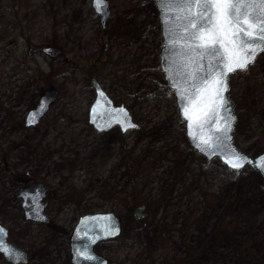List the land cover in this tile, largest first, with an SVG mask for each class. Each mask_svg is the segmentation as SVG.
<instances>
[{"label":"rangeland","instance_id":"374dc122","mask_svg":"<svg viewBox=\"0 0 264 264\" xmlns=\"http://www.w3.org/2000/svg\"><path fill=\"white\" fill-rule=\"evenodd\" d=\"M108 1L102 27L92 0H0V225L29 253L18 264H72L78 218L98 212L121 218V235L96 248L120 264H264L263 177L190 144L160 65L154 0ZM46 45L60 54H43ZM92 77L138 129L90 125ZM230 86L235 144L255 157L264 151V53ZM56 89L48 113L26 127L27 112ZM27 180L47 188L50 223L26 219L18 194Z\"/></svg>","mask_w":264,"mask_h":264},{"label":"water","instance_id":"95a60500","mask_svg":"<svg viewBox=\"0 0 264 264\" xmlns=\"http://www.w3.org/2000/svg\"><path fill=\"white\" fill-rule=\"evenodd\" d=\"M154 4L158 10V21L160 23V31L162 37V48L160 51V64L164 72L166 83L174 91L176 105L179 110V115L186 125V136L192 147L207 160L219 158L223 164L234 171H241L246 166L256 169L264 178V171H261L257 166L261 163V157H264V152L253 157L244 152L235 144L234 131L236 128L238 116L236 111L235 101L229 96L231 75L239 71L237 70L227 74L226 91L223 92V97L226 99V108L218 109L217 113L213 115L211 122L204 123L206 119L203 112L206 111V105L211 98V93H205L202 98L196 100L195 103L189 101L195 99L196 88L192 85L204 86V80L210 81V71L216 72L218 69H209L208 60H200L196 57V53L192 51L187 45L195 44L196 41L187 39L188 32L195 30L188 29L185 32L183 25L188 23L185 19H176L177 16H187L186 12H181L174 6L171 9L166 8L160 0H154ZM92 5L99 17L100 23L103 27L106 26L110 16L111 7L110 2L106 0L104 6L97 10L95 0H92ZM174 35L169 37V30ZM180 36L186 39H179ZM107 41V37H104ZM173 41H176L175 43ZM107 48V44H106ZM34 48L31 49V54ZM41 51L50 56H56L59 50L56 47H43ZM199 51V49H197ZM171 71H167V69ZM193 76V79L188 77ZM93 87L96 92L94 103H92L89 112V123L98 132H105L111 130L115 126H120L123 134L129 130L138 129V124L134 122L133 116L125 105L115 106L101 84L93 79ZM181 96L186 99L182 101ZM58 97L57 90L46 91L40 98L37 106L31 109L26 117L25 125L28 128L35 127L41 119L48 113L50 106ZM188 108V118H185L183 107ZM33 113H36L34 122L29 123L33 119ZM218 121V123H217ZM134 124L135 127H128V123ZM220 129L219 131L217 129ZM227 129V130H225ZM190 133L194 134L191 135ZM201 137L209 139L210 145H204L200 142ZM199 145V146H198ZM236 155L246 157L245 166L242 169H233L228 163L229 160H234ZM47 195V189L43 183H34L22 188L18 194V198L22 200L23 208L25 210V217L29 221L38 223H48L49 218L45 215L44 199ZM145 206L137 207V218L142 219L144 216L141 212ZM0 252H2L7 260L14 263L27 261V254L24 250L18 247L15 243L8 241V229L0 225ZM121 233V219L114 212H98L88 213L79 217L71 233L70 248L72 253L73 264H117L109 263L107 259L98 255L95 252V247L100 243L118 236ZM15 256L17 258H15ZM92 257V259H89Z\"/></svg>","mask_w":264,"mask_h":264},{"label":"snow or ice","instance_id":"6c2138e0","mask_svg":"<svg viewBox=\"0 0 264 264\" xmlns=\"http://www.w3.org/2000/svg\"><path fill=\"white\" fill-rule=\"evenodd\" d=\"M160 2L168 9L174 6L188 14L176 17V19L188 21L183 25L185 32H188V29L195 30L188 32L187 39L194 40L196 43L187 47L191 48L200 60L207 59L210 70L218 69L214 73L210 71V81L200 77L204 81V86L192 85L196 88V94L195 99L189 101V103H195L205 93L210 92L211 98L206 105L207 110L203 112L206 118L203 122H211L219 108L224 107V110L228 111L227 101L223 97V92L226 91L227 74L246 70L255 62L257 55L264 52V0H160ZM105 3L106 0H95L97 10L99 11ZM173 35L170 29L169 37ZM179 39H186V37L180 36ZM193 78V76L188 77V79ZM181 99L183 101L186 98L181 96ZM183 111L185 118H188V108L183 107ZM35 115L36 113H33V119H30L29 123L34 122ZM127 126L135 127L130 122ZM200 142L204 145L211 143L209 139L203 137ZM260 159L261 163L257 166L264 171V157ZM246 160V157L236 155L235 159L229 160L228 163L233 169L239 170L245 166ZM0 232H3V229H0Z\"/></svg>","mask_w":264,"mask_h":264},{"label":"flooded vegetation","instance_id":"af4514ba","mask_svg":"<svg viewBox=\"0 0 264 264\" xmlns=\"http://www.w3.org/2000/svg\"><path fill=\"white\" fill-rule=\"evenodd\" d=\"M26 251H27V250H26ZM0 255H1V254H0ZM1 256H2V255H1ZM27 257H28V260H29L30 256H29L28 251H27ZM109 261H111V260H109ZM28 263H29V261H28ZM1 264H11V263L8 262V261H6V260H4V262L2 261ZM119 264H120V263H119Z\"/></svg>","mask_w":264,"mask_h":264},{"label":"trees","instance_id":"16d2710c","mask_svg":"<svg viewBox=\"0 0 264 264\" xmlns=\"http://www.w3.org/2000/svg\"><path fill=\"white\" fill-rule=\"evenodd\" d=\"M30 182H31V181H28V180H27V181H25L24 183H25V184H28V183H30ZM128 208H129L130 210H133V206H132V205L128 206Z\"/></svg>","mask_w":264,"mask_h":264},{"label":"bare ground","instance_id":"6f19581e","mask_svg":"<svg viewBox=\"0 0 264 264\" xmlns=\"http://www.w3.org/2000/svg\"><path fill=\"white\" fill-rule=\"evenodd\" d=\"M43 47H47V46H43ZM43 47H42V48H43ZM56 90H57V89H56ZM57 91H58V90H57ZM58 93H59V91H58ZM21 249L24 250L25 248L21 247Z\"/></svg>","mask_w":264,"mask_h":264}]
</instances>
